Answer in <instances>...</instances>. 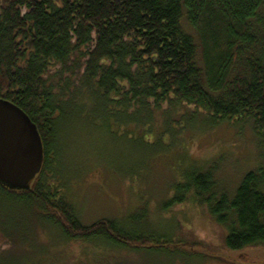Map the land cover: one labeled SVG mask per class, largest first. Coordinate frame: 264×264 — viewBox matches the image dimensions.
Listing matches in <instances>:
<instances>
[{"label": "trees", "instance_id": "1", "mask_svg": "<svg viewBox=\"0 0 264 264\" xmlns=\"http://www.w3.org/2000/svg\"><path fill=\"white\" fill-rule=\"evenodd\" d=\"M0 99L30 117L44 148L29 190L0 182V209L18 204L16 212L35 219L33 237L26 236L36 241L35 228L45 226L86 247L165 249L172 241L146 229L107 219L80 222L52 183L61 127L179 136L191 128L251 123L264 150V0H0ZM184 176L171 211L195 202L227 229V251L264 247V154L232 196L215 191L210 171L188 163ZM2 216L0 238L8 249L0 251V264H11L15 253L27 254L20 240L29 239L15 241ZM185 245L212 253L193 240ZM30 258L33 253L18 264ZM247 260L240 255L238 263Z\"/></svg>", "mask_w": 264, "mask_h": 264}, {"label": "rangeland", "instance_id": "2", "mask_svg": "<svg viewBox=\"0 0 264 264\" xmlns=\"http://www.w3.org/2000/svg\"><path fill=\"white\" fill-rule=\"evenodd\" d=\"M61 129L54 167L58 176L51 175L57 176L52 183H58L80 222L90 226L104 219L117 221L122 228L146 229L173 243L165 249L137 252L109 245L86 247L55 237L52 228L45 226L35 228V241L31 239L35 219L16 212L20 205L11 204L12 211L0 209L1 224L15 241L27 239V234L34 241L20 240L27 254L15 253L11 264L32 253L35 258L28 264L37 258L45 264H264V247L227 251L223 245L227 229L213 223L195 202L187 201L172 211L170 205L175 187L186 183L188 163L210 171L217 193L233 195L242 178L263 161L264 150L251 123L191 128L179 136L141 129ZM192 240L212 253L192 251L185 245ZM7 249L0 238V251ZM240 255L248 260L238 263Z\"/></svg>", "mask_w": 264, "mask_h": 264}, {"label": "water", "instance_id": "3", "mask_svg": "<svg viewBox=\"0 0 264 264\" xmlns=\"http://www.w3.org/2000/svg\"><path fill=\"white\" fill-rule=\"evenodd\" d=\"M44 148L37 126L18 106L0 99V182L29 190L40 173Z\"/></svg>", "mask_w": 264, "mask_h": 264}]
</instances>
